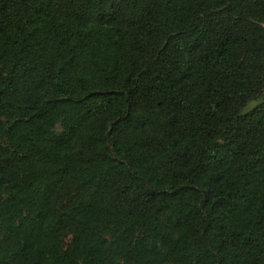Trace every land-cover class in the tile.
Masks as SVG:
<instances>
[{
	"label": "trees",
	"instance_id": "obj_1",
	"mask_svg": "<svg viewBox=\"0 0 264 264\" xmlns=\"http://www.w3.org/2000/svg\"><path fill=\"white\" fill-rule=\"evenodd\" d=\"M264 0H0V264H264Z\"/></svg>",
	"mask_w": 264,
	"mask_h": 264
},
{
	"label": "rangeland",
	"instance_id": "obj_2",
	"mask_svg": "<svg viewBox=\"0 0 264 264\" xmlns=\"http://www.w3.org/2000/svg\"><path fill=\"white\" fill-rule=\"evenodd\" d=\"M261 105H264V97L263 96L259 97L255 101H252L251 103H249L247 110L252 109L254 107L261 106Z\"/></svg>",
	"mask_w": 264,
	"mask_h": 264
}]
</instances>
